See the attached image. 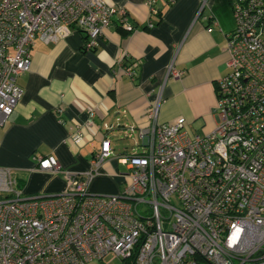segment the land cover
Instances as JSON below:
<instances>
[{
    "label": "built area",
    "instance_id": "built-area-1",
    "mask_svg": "<svg viewBox=\"0 0 264 264\" xmlns=\"http://www.w3.org/2000/svg\"><path fill=\"white\" fill-rule=\"evenodd\" d=\"M230 5L214 128L191 136L183 117L158 122L150 105L142 143L115 155L125 167L116 194L89 189L113 155L108 139L81 172L34 157L36 170L67 175L57 194H25L0 166V264H264V0ZM115 13L125 20L106 0H0V125L23 94L17 77L30 68L35 38L79 30L93 47ZM166 75L181 71L171 62Z\"/></svg>",
    "mask_w": 264,
    "mask_h": 264
},
{
    "label": "crops",
    "instance_id": "crops-1",
    "mask_svg": "<svg viewBox=\"0 0 264 264\" xmlns=\"http://www.w3.org/2000/svg\"><path fill=\"white\" fill-rule=\"evenodd\" d=\"M106 1L125 10L130 29L115 13L93 47L84 46L79 30L50 43L35 38L30 68L17 77L23 94L0 125V166L12 169L25 194H57L67 180L64 172L36 170V155L55 157L63 171L81 172L102 139L113 155L89 189L118 193L116 146L125 137L131 151L142 143L137 131L148 125L150 105H158V122L183 117L191 136L216 124L215 82L228 70L225 47L234 28L230 0ZM171 62L179 77L166 75ZM127 67L135 69L133 77Z\"/></svg>",
    "mask_w": 264,
    "mask_h": 264
},
{
    "label": "rangeland",
    "instance_id": "rangeland-1",
    "mask_svg": "<svg viewBox=\"0 0 264 264\" xmlns=\"http://www.w3.org/2000/svg\"><path fill=\"white\" fill-rule=\"evenodd\" d=\"M119 143H121V144H118L117 146H116V151H115V155H120V154H127V153H130L131 152V149H130V146H131V144H132V141L130 140V139H128V138H123V140H121V142L119 141ZM125 144H127V150H123L124 149V147H125ZM130 145V146H129ZM141 148H138V150H140ZM118 171L120 172V173H123V172H125V167H124V165H121V164H119L118 165ZM111 264H118V262L117 261H113Z\"/></svg>",
    "mask_w": 264,
    "mask_h": 264
}]
</instances>
